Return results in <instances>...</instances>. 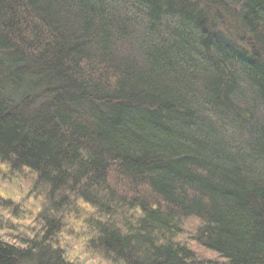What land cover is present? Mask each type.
I'll use <instances>...</instances> for the list:
<instances>
[{"label":"trees","instance_id":"16d2710c","mask_svg":"<svg viewBox=\"0 0 264 264\" xmlns=\"http://www.w3.org/2000/svg\"><path fill=\"white\" fill-rule=\"evenodd\" d=\"M7 172L0 264H264V0H0Z\"/></svg>","mask_w":264,"mask_h":264},{"label":"rangeland","instance_id":"374dc122","mask_svg":"<svg viewBox=\"0 0 264 264\" xmlns=\"http://www.w3.org/2000/svg\"><path fill=\"white\" fill-rule=\"evenodd\" d=\"M7 175L10 178H7V179H1L0 178V197L7 198L8 195L5 196L3 193H10V195H12V196L19 195L20 198H21V196L25 195L26 192H27L26 191L27 190V186L25 185V183H27V180H23L21 178H17L14 174H11L9 172H7ZM5 176L6 175H3L2 177H5ZM17 185H22V186L19 187V189H18V188H15V186H17ZM29 209L31 211V208H29ZM27 212H29V211H27ZM27 212L19 211V213L21 215L24 214L25 216L27 215ZM24 215H22V216L25 217ZM1 221L7 223L9 220L1 218ZM0 232H3V231L0 229ZM0 237L5 239L4 238V233H3V235H0ZM73 244H76V245H73L75 248L81 247L80 241H76V243H73ZM74 254L79 256V258H80L79 262H77L76 264H100L94 258H91V257L88 258V255L83 253V251L81 252L79 249H76L74 251Z\"/></svg>","mask_w":264,"mask_h":264},{"label":"clouds","instance_id":"9594fccd","mask_svg":"<svg viewBox=\"0 0 264 264\" xmlns=\"http://www.w3.org/2000/svg\"><path fill=\"white\" fill-rule=\"evenodd\" d=\"M5 196L10 195V193H3ZM13 199L16 200L17 202H19L20 200V196L19 195H15L13 196ZM33 203H35L34 201H28L23 207L24 208H31L33 211V214L37 213L40 211V207L39 204H36L35 208H32ZM0 212H3V215L12 220L13 223H17V224H24V225H30L33 223V219H34V215L32 217L29 216H25L23 219L20 220H16L14 217L10 216L9 213L7 211H3V209H0ZM37 229H39V225H37ZM21 232L24 231V229H20ZM0 235H3V232H0ZM27 235L32 236L33 233L29 232L27 233ZM5 239H7V237H4ZM11 243H16V241H9Z\"/></svg>","mask_w":264,"mask_h":264}]
</instances>
